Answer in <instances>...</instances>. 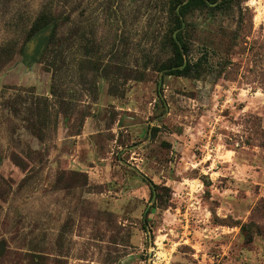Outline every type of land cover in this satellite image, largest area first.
<instances>
[{"label": "rangeland", "instance_id": "374dc122", "mask_svg": "<svg viewBox=\"0 0 264 264\" xmlns=\"http://www.w3.org/2000/svg\"><path fill=\"white\" fill-rule=\"evenodd\" d=\"M169 1L0 0V264H264V0L189 15L187 77Z\"/></svg>", "mask_w": 264, "mask_h": 264}, {"label": "trees", "instance_id": "16d2710c", "mask_svg": "<svg viewBox=\"0 0 264 264\" xmlns=\"http://www.w3.org/2000/svg\"><path fill=\"white\" fill-rule=\"evenodd\" d=\"M235 0H170V26L167 31L166 39L164 41L165 50L169 51V56L164 63L158 67V72L169 77H187L192 75L194 66L190 62L185 61V56L189 52L188 25L186 19L195 11L208 10L215 12L217 10L228 9ZM51 5L43 7L36 19L33 21L29 30L28 36H35V41L43 45V58H50L56 50L59 53L56 57L64 58L60 54L62 46L68 41V35L65 37H58V30L64 22V16L56 14L51 8ZM186 23L184 29L183 24ZM177 32L174 37V32ZM32 41L33 43L35 42ZM70 47V46H69ZM68 47V48H69ZM77 47V50L84 49V47ZM70 49V48H69Z\"/></svg>", "mask_w": 264, "mask_h": 264}, {"label": "flooded vegetation", "instance_id": "af4514ba", "mask_svg": "<svg viewBox=\"0 0 264 264\" xmlns=\"http://www.w3.org/2000/svg\"><path fill=\"white\" fill-rule=\"evenodd\" d=\"M34 43L36 44V43H38V42H37V41H35ZM38 44H39V43H38ZM40 46H41V47H40V49H39V52H40V51H42V49L44 48V46H43V45H40Z\"/></svg>", "mask_w": 264, "mask_h": 264}, {"label": "water", "instance_id": "95a60500", "mask_svg": "<svg viewBox=\"0 0 264 264\" xmlns=\"http://www.w3.org/2000/svg\"><path fill=\"white\" fill-rule=\"evenodd\" d=\"M175 37V36H174Z\"/></svg>", "mask_w": 264, "mask_h": 264}]
</instances>
